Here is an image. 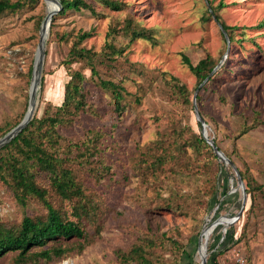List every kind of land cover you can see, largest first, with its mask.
<instances>
[{
  "label": "rangeland",
  "instance_id": "374dc122",
  "mask_svg": "<svg viewBox=\"0 0 264 264\" xmlns=\"http://www.w3.org/2000/svg\"><path fill=\"white\" fill-rule=\"evenodd\" d=\"M87 1L94 13L81 9L62 15L61 9L52 20L34 116L63 103L69 68L85 75L91 111L61 127L60 134L63 143L99 150L72 163L86 196L80 221L93 242L81 252L82 240L62 242L70 253L51 261L21 262L16 252L0 264H132L122 256L135 245L146 248L154 264H202L204 254L207 264H264V0H113L117 8L106 0ZM211 7L236 29L229 51ZM48 13L46 1L37 0L0 20V139L28 110L29 68ZM116 25L149 31L152 39L130 38L119 30L110 36ZM90 30L93 36L83 46L102 53L95 60L96 75L85 61L65 64L76 36ZM107 42L121 51L112 60L104 51ZM182 55L193 65L207 56L219 63L198 92L200 102L194 101L197 79ZM99 81L125 88L120 113ZM195 108L207 124L206 136L254 186H263L248 196L232 225L231 219L215 222L239 213L242 191L233 168L204 139ZM200 138L205 143H197ZM38 183L49 190L54 209L78 221L72 208L76 199L61 201L44 176ZM47 215L37 199L24 205L0 180V222L17 228L24 216L45 221Z\"/></svg>",
  "mask_w": 264,
  "mask_h": 264
},
{
  "label": "trees",
  "instance_id": "16d2710c",
  "mask_svg": "<svg viewBox=\"0 0 264 264\" xmlns=\"http://www.w3.org/2000/svg\"><path fill=\"white\" fill-rule=\"evenodd\" d=\"M36 1L0 0V20L15 15L27 6L35 4ZM59 1L62 5L60 13L62 15L71 10L81 9H88L93 13L95 12V9L92 8L87 0ZM104 3L111 7H119V3L113 0H106ZM210 11L211 15L216 17V22L219 24L222 33L224 34L223 31L226 32L230 40L229 43L232 44L234 42L233 34L236 29L222 21L214 7H211ZM55 19L56 17L52 20L54 21ZM128 22L132 27L133 23L130 19ZM129 25L111 26L109 31L110 36L112 34L118 35L119 31H125L124 33L130 38L152 39V34L149 31L144 33L135 30L130 31L128 29L130 28ZM53 27L54 22L51 23L50 38L52 37ZM92 36L93 30L79 32L69 50L68 59L65 61V64L70 66L74 63L85 61L89 64L92 74L96 75L95 60L102 53L95 52L83 46V42ZM104 51H107V57L111 60L121 54V51L111 42L106 43ZM182 58L183 62L196 77L197 88L219 66V63L210 56L200 60L196 65H193L185 55H182ZM32 71L33 65L29 68L30 76L32 75ZM215 72L209 77L208 82L213 79ZM68 74L70 79L65 85L63 103L60 106H52L50 104L43 117L38 118L34 116L22 132L0 149V180L2 183L11 189L15 198L24 205L27 204L29 198H34L41 202L48 210L45 221H37L29 216H24L17 228L0 222V260L9 253L17 252L18 260L21 262H26L37 257L51 261L55 257L60 258L70 253V248L64 247L61 244L62 242L71 239L82 240L83 242L78 246L79 252L84 251L93 242V239L86 233L80 221L85 209V204H82V200H86V196L84 195L81 184L76 180L72 163L74 162V158L81 160H85L87 156L93 158L98 154L99 150L96 146H93V148L85 146L83 148L79 144L72 145L70 143H63L66 139L60 134V128L74 124L81 114H86L91 111L88 109L87 104L85 75L80 71H74L70 68ZM99 82L103 89H109L111 91L115 110L120 113L122 108L121 100L123 99L122 92L125 91V88L113 82ZM180 89V91H185L182 86ZM181 93L184 94L185 92ZM196 99L200 102L199 94ZM200 115L202 116L201 113ZM21 121L20 119L10 128L3 131L1 135H6ZM198 125L201 127L200 123ZM242 133L245 134L246 129ZM214 142L218 147L217 142L215 140ZM197 143L203 144L205 140L200 138L197 140ZM207 147L211 149L209 145ZM73 152L78 153L76 155L80 156H71ZM225 155L232 161L230 155L227 153ZM87 162L90 161L88 160ZM239 171L246 186L247 195L252 199V193L256 190L262 191L263 186H254L255 182L247 178L241 170ZM41 176L46 178L50 184V188L57 194L61 201L73 202L74 199L77 200V204H74L72 208L78 221L70 220L68 216H63L54 209L48 200L49 190L38 183V179ZM35 249L39 250V253H35ZM182 253L186 254V250H183ZM122 258L126 263L154 264L147 257L146 248L142 245L133 246L131 253L127 256H122Z\"/></svg>",
  "mask_w": 264,
  "mask_h": 264
},
{
  "label": "water",
  "instance_id": "95a60500",
  "mask_svg": "<svg viewBox=\"0 0 264 264\" xmlns=\"http://www.w3.org/2000/svg\"><path fill=\"white\" fill-rule=\"evenodd\" d=\"M53 2L56 5L55 10L52 13H48V15L43 20L41 27H40V40L38 43V48H37V52H36V56H35V60H34V65H33L28 110H27L23 120L15 128H13L11 131H9L6 135H4L0 139V149L3 146H5L6 144H8L11 140H13L20 132H22L26 128V126L29 124V122L33 119L34 111L36 108V102H37V94H38V90L40 88V84H41V80H42V72H43L44 61H45V56H46L47 41L45 40V36L46 35L49 36V31H50L52 19L62 9V5H61L59 0H53ZM223 32H224L226 39L228 40V51H229L230 50L229 39H228L226 32L225 31H223ZM215 70H216V68L210 74V76L215 72ZM209 77L197 88L195 95H194V101L197 98V94H198L200 88L205 84V82L208 81ZM195 110H196L197 120L201 124L202 135H203L204 139L208 142V144H210L212 146V148H213L214 152L216 153V155L218 156V158H220L221 161H223L227 165H230L233 168V170L235 171V174H236L238 186L242 191V204L240 206L239 213L234 217H229L232 220V222H231V225H232L235 222H237V220L239 218H241V216H242V214H243V212L247 206L248 195L246 192V186L244 184V181L242 179V176H241L240 171L237 168V166L221 150H219V148L216 146V144L213 140L209 139L206 136L207 124L205 123L204 118L200 115L198 109L195 108ZM202 264H207V261L204 259Z\"/></svg>",
  "mask_w": 264,
  "mask_h": 264
},
{
  "label": "bare ground",
  "instance_id": "6f19581e",
  "mask_svg": "<svg viewBox=\"0 0 264 264\" xmlns=\"http://www.w3.org/2000/svg\"><path fill=\"white\" fill-rule=\"evenodd\" d=\"M45 1H46V3L48 4V12H49V13H52V12L55 10V8H56L55 3L53 2V0H45ZM47 39H48V35L45 36V40H46V41H47ZM227 220H230V218H228V217H223L222 219H219L218 221H216L215 224L218 225L219 223L225 222V221H227ZM206 237L208 238V234L206 235ZM205 245H206V247H207V245H208V241H207V240H206V242H205ZM206 257H207V255L204 254V256H203V260H204V259L206 260Z\"/></svg>",
  "mask_w": 264,
  "mask_h": 264
}]
</instances>
